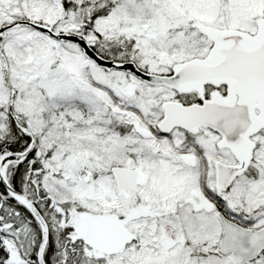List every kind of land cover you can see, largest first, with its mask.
<instances>
[{
  "label": "snow or ice",
  "instance_id": "6c2138e0",
  "mask_svg": "<svg viewBox=\"0 0 264 264\" xmlns=\"http://www.w3.org/2000/svg\"><path fill=\"white\" fill-rule=\"evenodd\" d=\"M0 264H264V0H0Z\"/></svg>",
  "mask_w": 264,
  "mask_h": 264
}]
</instances>
